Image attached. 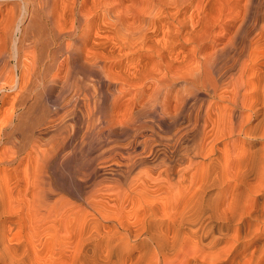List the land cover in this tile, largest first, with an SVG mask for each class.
Returning a JSON list of instances; mask_svg holds the SVG:
<instances>
[{
	"label": "bare ground",
	"instance_id": "bare-ground-1",
	"mask_svg": "<svg viewBox=\"0 0 264 264\" xmlns=\"http://www.w3.org/2000/svg\"><path fill=\"white\" fill-rule=\"evenodd\" d=\"M146 1L131 21L121 0H0V46L20 61L23 47L41 44L39 32L48 30L56 48L37 56V63L49 57L48 82H60L64 63L66 74L80 69L84 77L76 75L72 93L62 92L70 85L62 82L64 90L34 103L28 92L0 94V264H264V0H208L199 23L189 14L196 26L185 10L190 0L182 8L177 0ZM219 2V12L231 4L236 11L204 51L207 16ZM158 65L165 70L154 78L153 102L122 117L134 125L151 112L161 127H183L144 139L140 123L120 156L81 159L85 141L75 139L83 122L93 129L121 117L96 114L90 100L100 87L86 79L100 83L103 96L126 93L125 85L143 87ZM19 87L20 74L12 85ZM35 109L42 113L28 119ZM152 140L171 152L150 160L143 153ZM109 157L119 166L111 168L116 187L85 189ZM156 169L163 171L152 177Z\"/></svg>",
	"mask_w": 264,
	"mask_h": 264
},
{
	"label": "rangeland",
	"instance_id": "rangeland-1",
	"mask_svg": "<svg viewBox=\"0 0 264 264\" xmlns=\"http://www.w3.org/2000/svg\"><path fill=\"white\" fill-rule=\"evenodd\" d=\"M116 1V0H115ZM118 1V0H117ZM122 1V5H124L123 6V8H124V11L125 10H128V12L131 14L130 16H129V14H128V17H130L129 19L132 21V18L134 19V20H139V16H137V15H139L138 14V12L136 11L137 10V4H138V8H141L142 7V3H144V2H147L146 0H143V1H141V0H137V2H136V0H121ZM125 1V2H124ZM149 1V0H148ZM182 1L184 2V3H182ZM188 1V0H187ZM207 1L208 0H190V4H189V7L188 8H186L185 10H187L188 11V13H187V15L189 16V14H190V16H191V14L192 15H194V20L197 18V15L198 14H200L199 15V17L198 18H200L202 15H207L208 13H205V12H203L202 13V10L204 9V7H203V5L204 6H206V3H207ZM243 1V2H242ZM241 2H240V5H241V3H242V6H243V4H245V2H246V0H245V2H244V0H242ZM139 2V3H138ZM129 3H133V4H131V5H129ZM178 3H180V4H178ZM202 3H203V5H202ZM130 6V7H128V5ZM127 5V6H126ZM176 5L178 6V7H180V8H182V7H184V5H186V0L184 1V0H181V1H178L177 0V3H176ZM20 5L18 4L17 5V13L19 12L18 10H20V7H19ZM222 5L220 4V2L219 3H217V5H216V7H217V9H215V15L216 16H218L219 15V13H221L220 14V16H218L219 18H217V17H214L215 15L214 14H210V15H208L207 16V18H209L208 20H207V22H208V26H209V29H211L210 30V33H209V35L206 37L207 39L205 40V42H204V46H203V50L204 51H211V49H214V43H215V40L216 39H219L220 37H223V35H224V32H225V30H226V28L230 25V23H231V18H230V16H232V15H234V13H235V11H236V7L233 5V4H231V5H229V6H224V7H222V10H224V11H220L219 12V10L221 9L220 7H221ZM133 7V8H132ZM201 7H202V10H201ZM122 8V9H123ZM132 8V9H131ZM135 9V10H134ZM232 9H234V12H232L231 10ZM263 9V10H262ZM132 10V11H131ZM230 10V11H229ZM131 11V12H130ZM137 13H136V12ZM229 11V12H228ZM261 11H262V17H264V7H261ZM200 12V13H199ZM219 12V13H218ZM225 12H226V14H225ZM127 13V12H126ZM133 13V14H132ZM136 15H135V14ZM217 13H218V15H217ZM230 14V15H229ZM133 15H134V17H133ZM135 16H136V18H135ZM141 16H142V14H141ZM189 16V18H188V20H189V23L191 22L192 23V21H193V23L195 24V26L197 25L196 24V22L195 21H198L197 19L194 21V20H192L193 18L192 17H190ZM211 16H213L212 17V19L213 18H215V19H213V20H216V18H217V20L216 21H218V24H215L214 23V26H212L211 27V25L213 24V20L211 19ZM222 16V17H221ZM227 16V17H226ZM225 17V18H224ZM202 18V17H201ZM201 18L199 19V21L201 20ZM207 18H205V19H207ZM219 19V20H218ZM192 20V21H191ZM222 20V21H221ZM199 21L197 22V23H199ZM190 23V24H191ZM209 23H210V25H209ZM194 24H191L192 26L194 25ZM36 32V31H35ZM41 35H39L40 36V39H41V44L39 43L37 46H35V45H30V46H24L23 47V51H21V58H20V61H17L16 60V58H14L13 57V52H11V50H13L11 47H7V49L4 47V46H0V49H2V48H4V51H5V57H1L0 58V94H10V95H13V94H15V93H17V92H28V93H30L31 94V96H33L32 98L33 99H31L30 100V103H34L35 101H36V98H39L40 96H42L43 94H45V93H57V92H61V89L62 90H64V88H65V86H63L64 84L63 83H68V81L70 82V83H68V84H70V85H67L66 86V88L65 89H67V91L66 90H64V91H62V92H65V93H72V91L71 90H69V86H71V84H74V82H76L77 81V79H79V78H84L83 77V75L81 74V72L80 71H77V70H80V69H75V71L73 70L72 72H71V74L70 75H68V73L66 74V72L65 71H67L68 72V64L67 63H64L65 65H63V66H61V68H60V70H61V79H60V82H58V83H56V84H53V83H51V82H48V80L46 79V71L43 69L44 68V62H47L48 61V59H49V57H45L43 60H39L40 62H38L37 63V56L40 54V52L43 50V52H44V54H46L47 55V53H49V52H51V51H53V50H55V48H56V45L55 44H52L51 43V41H50V33L48 32V30H45L43 33L42 32H39ZM45 33V34H44ZM223 33V34H222ZM43 35V36H42ZM45 37V38H44ZM42 39H44V41H42ZM45 39H46V42H45ZM225 41H227V39L224 37L221 41L220 40H218V42L219 43H217V45H221V43L222 42H225ZM43 42V43H42ZM51 43V44H50ZM43 44H45V45H43ZM53 45V47H51ZM38 47V48H37ZM43 47V48H42ZM48 49H46V48ZM25 48V49H24ZM42 49V50H41ZM34 51V53H33V51ZM1 51H3V49L2 50H0V52ZM31 51V52H30ZM10 52V53H9ZM25 52V53H24ZM26 54V55H25ZM33 54V55H32ZM34 54H36V55H34ZM30 55H32V56H30ZM29 56V57H28ZM35 56V57H34ZM26 57H27V59H26ZM48 58V59H47ZM64 58V56H62V58L61 59H63ZM21 59H24V61L23 60H21ZM29 59V60H28ZM35 59H36V61H35ZM158 61H159V57H157L156 58ZM25 60H27V61H25ZM4 61V62H3ZM37 63V64H35V62ZM24 62H26V63H24ZM28 62H30V63H28ZM32 62V63H31ZM34 62V63H33ZM43 62V63H42ZM24 63V64H23ZM28 63V64H27ZM18 64V65H17ZM21 64V65H20ZM27 64V65H26ZM29 64H30V66H29ZM35 64V65H34ZM42 64V65H41ZM32 65H34L33 67H35V69L32 67ZM38 66H40V67H38ZM23 67V68H22ZM28 67L30 68V69H28ZM36 67H38L39 69L37 70V68ZM67 67V68H66ZM156 67V66H155ZM19 68V69H18ZM31 68H33V69H31ZM75 68H77V67H75ZM26 69V70H25ZM43 69V70H42ZM74 69V68H73ZM27 70H28V72H30V73H28L27 72ZM34 70V71H33ZM153 70L154 69H152V72L147 76V78H145L144 80H145V82H144V84H143V87H140V88H137V87H139V86H135V85H132V86H126L124 83H120V85H122L121 87L123 88V86L126 88H124L125 89V91H126V93H117V92H119V91H115L113 94H104V96H103V93H105V91L106 90H101V91H99L100 89H104V88H102V86H101V84L100 83H96L94 80H93V78L90 80V78L89 79H86V82L87 83H89V84H91L92 86L94 85V86H96V87H94V88H96V89H98V87H100L99 88V90H97L98 91V93L96 92L95 94H96V96L94 97V98H92L93 100L91 101L90 100V104L92 103L93 104V108L95 107H97V110L95 109V111H96V114L97 115H102V114H107V113H113V114H115V113H120L119 115L121 116L119 119H116L118 122H120V123H118V122H114V124H112V126H113V128H112V126L111 125H109L108 126V124L107 123H97V125H95V126H93L94 128L92 129V128H90V126H89V124H88V122H83V126L81 127L82 129H81V134H80V136H79V138H77V139H75L77 142L78 141H85V144L80 148V156H81V159L83 158V159H85V158H89V156L90 157H95V156H100V154H101V156H111L112 157V154L113 155H117L115 152H116V150H120L119 148L120 147H123V148H125L126 146H127V144L126 143H128L129 141H130V135H131V133H132V130H130V128L132 127V126H136L137 124H138V126H139V124L140 123H142V124H144V127H140V135H143L142 136V138H144V139H148V138H152L153 136H154V134L156 133V136H154V137H156L155 139H157L158 140V138H160V137H162V135H163V137H167L168 135H170V134H172L178 127H183L182 126V124H179V123H175V122H172L171 124H169L168 126H162L161 127V123H160V121H159V119H156V118H158V117H156V116H154L151 112L150 113H148V114H144L143 115V120H142V118H140V120H137V122H135L134 123V125H133V123H129V121H128V119H124L123 117H122V113L123 112H125L126 114H128V115H126V116H130L135 110H138V109H141V110H143L145 107H147L148 105H150L152 102H153V97H154V94H152V93H154V92H152L153 90L155 91V79H158V76H160L161 74H163L164 73V66L163 65H158V69H157V67H156V70H154V72L155 71H157V72H153ZM38 71V72H37ZM159 71H161V74H160V72ZM33 72V73H32ZM65 72V73H64ZM34 73H36V74H34ZM154 73V74H153ZM20 74V76H21V79H22V87H19V89L18 88H12V85H13V83H14V80H15V78L18 76ZM28 74H29V76H28ZM34 74V75H33ZM74 74H75V77H76V75H77V77H79V78H74ZM158 74V75H157ZM42 75V76H41ZM82 75V76H81ZM153 75V76H152ZM164 75V74H163ZM170 75H173V73H171ZM24 76H25V78H24ZM35 76V77H34ZM64 76V81H63V77ZM69 76V77H68ZM162 76V75H161ZM66 77V78H65ZM71 77H73V78H71ZM34 78V79H33ZM155 78V79H154ZM159 78H161V77H159ZM163 78H164V76H163ZM13 79V80H12ZM27 79V80H26ZM43 79V80H42ZM46 79V80H45ZM68 79V80H67ZM33 80V81H32ZM153 80V81H152ZM63 82V83H62ZM152 82H154V84L152 83ZM30 83V84H29ZM23 84H24V86H23ZM48 84V85H47ZM59 84V85H58ZM96 84V85H95ZM175 84V85H174ZM60 85H62L61 87H60ZM66 85V84H65ZM144 85H145V87H144ZM153 86H154V88H153ZM179 87V83H177L176 81H175V79H174V82L172 83V86L170 85V92H171V94H170V102H171V105H173L174 104V102H175V100H174V92H176V90H177V88ZM130 90H129V89ZM21 89V90H20ZM32 92V93H31ZM150 93H151V97H150ZM40 94H42V95H40ZM100 94V95H99ZM102 94V95H101ZM122 94V95H121ZM134 94H136V95H134ZM36 95V96H35ZM98 95V96H97ZM105 95H107V96H105ZM38 96V97H37ZM127 96V97H126ZM97 97V98H96ZM99 97L101 98V101L99 100ZM129 97V98H128ZM111 98V99H110ZM137 98V99H136ZM150 99V100H149ZM34 100V101H33ZM125 100V101H124ZM95 101H97L98 103H100V104H98L97 102H95ZM100 101V102H99ZM129 101V102H128ZM148 101V102H147ZM151 101V102H150ZM130 103V104H129ZM134 103V104H133ZM148 103V104H147ZM91 104V105H92ZM94 104H96V106L94 105ZM10 104L7 102L6 104H4V107L6 108V107H8ZM50 105H51V109H50V111H51V113H53V104L52 103H50ZM146 105V106H145ZM101 106V107H100ZM142 106H145L144 108L142 107ZM55 108V107H54ZM132 108H133V110H132ZM147 109H150V106L147 108ZM147 109H145V110H147ZM37 110V111H36ZM113 111V112H112ZM117 111V112H116ZM34 112V113H33ZM33 112L31 111L30 113H29V115L27 116V118L28 119H31V118H35V117H38L39 116V114H41L42 113V110H40V109H35V110H33ZM37 112V113H36ZM99 112V113H98ZM103 112V113H102ZM102 113V114H101ZM35 114V115H34ZM37 114V115H36ZM149 115V116H148ZM148 116V117H147ZM127 118V117H126ZM146 118V119H145ZM168 118L169 119V117H163V119L164 120H166V119ZM149 119V120H148ZM125 120V121H124ZM145 120V121H144ZM151 120H152V122H151ZM155 120V121H154ZM157 120V121H156ZM115 121V120H114ZM128 121V122H127ZM131 121V120H130ZM142 121V122H141ZM148 122L147 124L145 123V122ZM150 121V122H149ZM37 122V121H36ZM157 124H156V123ZM69 126L71 127V125H72V120L70 121L69 120ZM113 123V122H112ZM128 123V124H127ZM88 124V125H87ZM150 124H154L153 126L152 125H150ZM179 124V125H178ZM117 125H122V126H118L117 127ZM130 125V126H129ZM146 125V126H145ZM148 125H150V127L148 126ZM155 125H157V126H155ZM176 125V126H175ZM88 126V127H87ZM115 126V127H114ZM173 126V127H172ZM92 127V126H91ZM121 127H123V129H122V131H121ZM124 127H125V129H124ZM148 127V128H147ZM153 127V128H152ZM154 127H156V128H154ZM160 127V128H159ZM166 127V128H165ZM86 128H89V130L88 129H86ZM110 129V130H109ZM147 129H149V130H147ZM153 130L152 132H151V130ZM173 129V130H172ZM91 130V131H90ZM124 130V131H123ZM155 131V132H154ZM170 131V132H169ZM122 135H121V134ZM147 133V134H146ZM154 133V134H153ZM120 134V135H119ZM145 134V135H144ZM152 136H151V135ZM118 135H119V137H118ZM165 135V136H164ZM117 139H118V141H117ZM74 140V141H75ZM111 140V141H110ZM114 140V141H113ZM72 142L70 145H69V148H68V151H70V150H72L73 149V147H74V144H75V142ZM151 144V145H150ZM150 144L148 145V147H147V149L144 151L145 153H143V154H145L148 158H150V160H153V159H157V158H160L161 157V155L163 154V152H167V153H170L171 152V149L169 148H166L163 144H160V143H157V141L156 140H152V142H150ZM153 144H154V147H153ZM107 147V148H106ZM113 149V151L112 150H109V151H107V149ZM158 149H160V150H158ZM166 149H168V150H166ZM103 150V151H102ZM105 150H106V152L108 153H106L105 152ZM158 150V151H157ZM166 150V151H165ZM113 153H112V152ZM122 151H123V149H122ZM137 151H139V149L137 150ZM148 151V152H147ZM83 154H82V153ZM111 154H110V153ZM140 152V151H139ZM150 153V154H149ZM102 154H105V155H102ZM155 154V155H154ZM159 154V155H158ZM154 155V156H153ZM83 156V157H82ZM118 156H120V154H118ZM111 157H109V159L110 160H107V162L106 161H98V164H96L95 165V167H98V165H100L101 167H98V170H97V172L96 173H93L91 176H92V178L94 177V180L91 178V176L89 177V179H90V182L88 183V186H86L85 187V189H88L91 185H96V186H99V188L103 191H106L105 189H107V190H109V189H111V188H115L116 187V184L117 183H115L114 182V178L116 177H118V175L117 176H115L116 174H114L113 173V171H112V169L111 168H114V167H116V165L113 163V160L111 159ZM113 158V157H112ZM100 162H103V163H100ZM77 165V163L76 162H73V165ZM74 165V166H75ZM103 165V166H102ZM117 167L119 168V166L117 165ZM116 167V168H117ZM135 169H137V168H135ZM162 170V169H161ZM161 170L159 169H156L155 170V172H153V175H152V177H154V175H155V177H158L159 176V173L161 172ZM163 171V170H162ZM94 174H97L96 176H94ZM81 175H83V174H81ZM80 175V176H81ZM79 176V177H80ZM83 176H85V175H83ZM83 176H81V178H83ZM163 176H165V174L163 175ZM88 178V177H87ZM83 180L85 181L86 180V178H83ZM92 180V181H91ZM92 182V183H91ZM106 183V184H105ZM110 183H112V184H110ZM111 185V186H110ZM108 186H109V189H108ZM103 188V189H102Z\"/></svg>",
	"mask_w": 264,
	"mask_h": 264
}]
</instances>
